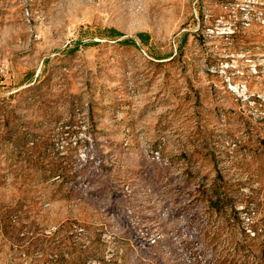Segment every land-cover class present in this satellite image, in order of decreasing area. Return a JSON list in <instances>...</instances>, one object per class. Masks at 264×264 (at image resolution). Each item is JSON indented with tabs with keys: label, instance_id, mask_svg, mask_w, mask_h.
Here are the masks:
<instances>
[{
	"label": "rangeland",
	"instance_id": "374dc122",
	"mask_svg": "<svg viewBox=\"0 0 264 264\" xmlns=\"http://www.w3.org/2000/svg\"><path fill=\"white\" fill-rule=\"evenodd\" d=\"M0 264H264V0H0Z\"/></svg>",
	"mask_w": 264,
	"mask_h": 264
},
{
	"label": "trees",
	"instance_id": "16d2710c",
	"mask_svg": "<svg viewBox=\"0 0 264 264\" xmlns=\"http://www.w3.org/2000/svg\"><path fill=\"white\" fill-rule=\"evenodd\" d=\"M111 32H113L112 30H111ZM141 38H144L145 36H146V34H140L139 35Z\"/></svg>",
	"mask_w": 264,
	"mask_h": 264
}]
</instances>
